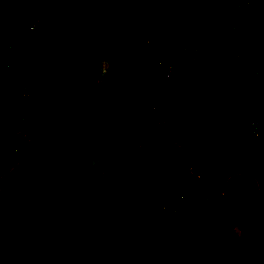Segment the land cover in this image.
<instances>
[{
  "label": "rangeland",
  "instance_id": "rangeland-1",
  "mask_svg": "<svg viewBox=\"0 0 264 264\" xmlns=\"http://www.w3.org/2000/svg\"><path fill=\"white\" fill-rule=\"evenodd\" d=\"M66 1L69 0H40L42 6L39 9L32 8L23 0H17V6L9 5L5 9L6 14H0L4 19V24H0V36H11V19L16 10L29 12L37 22L45 13L53 15L55 8ZM114 1L118 0H106L104 5L108 17L105 31L113 35L112 38H117L114 43L111 39L108 45L102 38L96 39V33L67 27L57 36L48 35L26 62V77L29 75L57 98L64 100L72 113L60 125H65L64 128L41 139V143L26 152L11 171L0 177V185L6 190L0 194V243L3 242L10 256L20 264H264V237L247 240L234 226L226 223L230 217L228 213L235 212L238 207H242L252 220L256 217L264 220V86L241 82L233 84V87L226 86L221 96L214 94L210 89L211 76L207 73L210 69L219 70L221 60L209 44L199 49V52L205 53L202 60L205 59L206 65L193 79L203 82L205 89L202 88L192 97L190 109V105L187 106L183 101L186 110L172 116L162 135L152 139L171 165V172L175 169L174 163H180L182 168H191L218 191L220 182L229 179L225 189L227 195L235 200L232 198L234 201L229 203L228 213L225 216L215 213L213 217L207 214L195 215L190 225L193 231L184 226L182 211L175 218H167L157 210H152V213H136L126 224L132 233H142L145 238L140 249L135 250V255L123 259L119 256H100L103 242H98L97 247L82 245L87 242L81 240L80 227L97 226L96 218L99 222V208H102L100 203L99 208L97 202L87 203L88 197L84 191L94 192L93 197H98L101 192H109L121 199H125V191H128V197L146 191L151 148L142 144L139 138L149 135L145 132V124L150 111L167 113L168 100L155 99L166 93L162 88L155 87L156 78L148 75L146 66L144 68L142 62L131 57L134 55L128 42L131 30L137 28L139 35L164 33L171 22L176 20V17L169 18L164 9L173 11L180 3L186 5L183 9L187 10L190 23L208 13L240 29V33L234 32L228 37L233 55H238V47L244 41H252L264 48V23H260L254 14L256 4L242 19L243 11H236L233 0H226L221 4V9L218 0H195L192 11L195 15L189 13L192 0H164L161 3L163 6H159L161 21L156 20L153 25L145 27L149 21L140 11L143 8L139 7L141 4L127 0ZM151 7L154 6L150 2L144 10L149 12ZM232 10L236 11V15ZM2 21L0 18V23ZM156 24L164 26L156 31ZM213 29L215 31L216 28ZM184 31L195 37L194 32ZM217 32L218 44L225 43L226 39ZM108 34L106 37H109ZM198 41L200 47L202 39ZM94 45L102 51L97 54L100 55L95 65V73L98 74L95 81L107 84L117 99L123 101L108 116L98 115L94 110H85L90 103L89 90L83 92L76 85L75 90L72 87L73 93L69 94L72 99H67L65 94L64 82L72 74H80L83 67H86L85 70L89 67L94 54L92 50L96 48ZM262 58L264 55L258 58V65L264 64ZM233 62L229 61V66ZM221 82L224 81L221 79ZM76 89H79L80 97L83 95L81 98L74 96ZM251 90L254 95L240 111L239 122L243 124L247 119L250 103L258 98L262 111L257 115V121L263 124V132L248 144L237 129L226 127L225 123L230 122L227 109L237 107ZM13 103V96L0 88V140L7 158L13 156L6 143L12 125L10 116ZM30 126L28 129H31ZM140 145L145 147L144 151ZM88 155L92 156L91 161H87ZM9 163L13 162L7 165ZM23 168L27 170V185L12 188L15 185L13 176L20 175ZM57 186L58 192L63 191L66 196L60 193L59 199L54 197ZM67 198L70 200H65ZM30 202L33 206L27 205ZM104 213L112 215L113 208ZM110 226L108 232L124 237L113 224L110 223ZM212 228L219 230L211 232ZM99 229L102 230L100 223ZM154 231L180 232L184 234L185 240L152 241L148 236ZM98 233L101 236L102 231ZM114 248L110 247L107 253L112 255L116 251Z\"/></svg>",
  "mask_w": 264,
  "mask_h": 264
},
{
  "label": "built area",
  "instance_id": "built-area-1",
  "mask_svg": "<svg viewBox=\"0 0 264 264\" xmlns=\"http://www.w3.org/2000/svg\"><path fill=\"white\" fill-rule=\"evenodd\" d=\"M257 5L255 15L260 23H264V0H233L235 9L249 11L253 5ZM3 1L0 0V14L3 13L1 6ZM13 27L11 30V39L5 41L0 48V85L8 87L16 106L17 113L21 117L19 107L25 103H29V86L25 74L26 61L23 57V45L27 32L37 23L27 11H15L12 19ZM201 25L202 30L208 29L205 23ZM233 25L228 24L225 20L218 25V33L224 37L225 43L218 44L213 40L212 31L208 29L209 40L213 41V47L217 53L222 55V63L226 57L229 61L234 62L229 68V77L236 81L253 82L252 84H261L264 86V64L258 65L257 60L264 55V48L252 41H246L244 45L238 47V55L232 53V47H229L228 37L235 33H240L241 30ZM208 27V28H207ZM135 36V35H134ZM207 38V37H206ZM208 39V38H207ZM116 39L112 42L114 43ZM129 43L132 46L134 55L148 61L153 66V78L155 82H160L164 92L169 96V105L167 113H156L150 111L146 117V133L148 139L152 137H159L162 131L167 127L168 122L172 116L177 115L180 111L185 110V105L180 93L177 91L173 81L174 66L179 64L187 72L196 74L199 67L196 66L195 60L199 58V46L195 41L194 36L189 32L182 31L175 34L170 39L155 38L151 35H138L137 37H129ZM227 44V46H226ZM143 60V61H144ZM145 61V63H147ZM264 62V58L261 59ZM145 67V66H144ZM226 75L222 73V81L226 79ZM247 119L244 121V134L250 139H256L263 132V127L257 121V115L262 111V104L258 98H255L250 103ZM20 121V119H19ZM19 124V123H18ZM23 125V124H19ZM20 128L18 132L25 136L28 129ZM140 141V140H139ZM149 145V144H147ZM142 148L144 146L140 145ZM150 146V145H149ZM151 148V146H150ZM150 150V188L145 194L149 197V207L153 210L166 213L169 217H176L183 209L191 210L196 215L207 214L213 217L218 207V196L221 192L213 189L204 179L194 173L191 168L184 166L183 168H176L170 171V164L166 161L162 151ZM87 161L92 160V156L86 157ZM55 189V188H54ZM58 186L56 187V194L59 195ZM92 194H95L91 191ZM54 195V197H55ZM56 198V197H55ZM97 201L102 205L104 211L108 212L113 208L112 215H107L112 219L114 226L120 231V235L128 237V220L132 217L135 209L136 211L144 204L141 195L137 197H128L121 199L113 196L109 192H101L96 196ZM148 200V199H147ZM146 200V201H147ZM28 206H33V203H27ZM125 217V219H124ZM257 223H262L263 219L256 217ZM111 229V227H110ZM132 237L126 245L128 256L135 255V250L139 247L132 248L133 245L142 244L145 236L142 233H132ZM108 239H123L118 236H107ZM148 238L154 240H166L169 242L185 239L184 234L174 231L159 232L154 231ZM122 249H119L121 251ZM102 251V250H101ZM119 253V252H118ZM124 252L119 255L124 256ZM0 264H20L18 260H12L7 255L6 251L0 243Z\"/></svg>",
  "mask_w": 264,
  "mask_h": 264
},
{
  "label": "trees",
  "instance_id": "trees-1",
  "mask_svg": "<svg viewBox=\"0 0 264 264\" xmlns=\"http://www.w3.org/2000/svg\"><path fill=\"white\" fill-rule=\"evenodd\" d=\"M24 2L28 3L32 8L40 7L42 4L40 3V0H23ZM226 0H218L219 3V8L221 9V4H223ZM114 2H119L114 1ZM126 2H135L131 0H127ZM194 3L195 0H192L191 3V9L189 12L193 11L194 8ZM57 8V7H56ZM55 8V13L53 15H49L48 13H45L41 16L40 19H38L37 23L34 25L33 28H31L25 37L24 45H23V57L24 60L27 62V60L35 53V51L42 45L43 41L47 38L48 35H51L52 37L57 36L59 33L63 31V29L69 27V28H79V29H84L85 31H89L91 33H96V39H98V35L100 34L101 38L106 41V43L109 45L110 41L109 39H115L112 38V35H108L109 37H106L108 34L105 30V27L108 24H105V21L107 20L106 16V9L104 8L102 4V0H69L64 2L61 6H59L57 9ZM37 9V8H36ZM36 9L34 11H36ZM234 15H236L237 12H241V9H236V11L232 10ZM243 11V17L244 19L247 15L246 12L247 10H242ZM232 13V12H231ZM232 13V14H233ZM10 14V13H9ZM241 14V13H239ZM187 13L176 17V20L171 22V26L169 29H167L164 33L162 34H152L153 37L155 38H163V39H170L173 37L175 34L180 33L184 30L192 31L195 33V41L198 43V39H202V43L200 44V48L205 47L207 44L211 46L212 49L213 47V41L207 39V31L211 30L213 32L214 38L213 40L215 41L216 35L215 31L217 32L218 25L221 23L222 19L218 18L217 16L213 14H204L201 16V21L206 22L208 24V29H205L204 31L201 28V25H198L196 23H190L188 20ZM195 25V26H194ZM213 28H216L215 31ZM67 30V29H66ZM106 32V33H105ZM218 33V32H217ZM139 35L136 34L134 37H137ZM112 36V37H111ZM207 37V38H206ZM112 40V41H113ZM92 42V41H91ZM246 42L244 41L241 43L239 46L241 47L244 45ZM99 44V43H97ZM199 46V45H198ZM94 47H96L94 45ZM96 49V51H95ZM92 51V57H91V63L89 64V67L85 70L86 67H83V70H81L80 74L77 75H71L70 79L68 77V80L64 82L66 84V92L67 94V99H72L71 93H73V90H75L76 85H79L78 87H81L80 90L85 92V91H90L91 96H90V103L89 106L85 110H94L96 114L98 115H110L117 106L123 104V101L121 99H117L115 92L109 88L103 83H100V81H95V79L98 78V74L96 75L95 73V65L97 58L99 55L98 53H102V51L96 47ZM213 51V50H211ZM214 56L216 57L217 55L212 52ZM217 53V52H216ZM220 60H222V55L217 53ZM217 56V58H218ZM132 58L137 59L138 61L142 62L144 66H146V71L148 75L153 76V66L151 63L148 61L136 56L132 55ZM218 58V59H219ZM144 60V61H143ZM145 61L147 63H145ZM227 62H229V58L226 57L224 64L227 65ZM221 64V63H220ZM222 68V67H220ZM210 69V71L207 73V75H210L211 77V88L214 94H218L219 96L221 92L224 91L226 86L233 87V84H236V81L233 80L232 78H229V71L228 69L226 70V75H228V78L224 79V82H221V74L222 72L219 70ZM95 73V76H94ZM197 76L196 74L187 72L183 69V67L179 64H176L174 66V71H173V81L175 83L177 91L180 93V95H183V99L186 98L187 100V106L190 105L189 101L191 98L197 94L200 90L202 91L205 89L203 82H196L193 79H195ZM28 81V86H29V101H30V106L32 110V119L33 122L36 126L37 133L33 136L34 140L38 139H43L51 136L53 132L56 130L62 129L65 127L60 126L62 123H65L67 121V118L70 116L72 111L66 106L65 101L57 98L55 94H53L51 91H49L47 88L42 86L40 83L37 81L31 79L30 77L27 78ZM261 86V84H258ZM73 87V90H72ZM155 87L162 88V85L160 82H155ZM164 90V89H163ZM79 89H76V93L74 96L80 97L78 95ZM182 93V94H181ZM224 94V92H223ZM254 92L251 90V92H248L247 95L245 96L244 99H242L241 103L237 107H233L231 109H227V117L229 119V123H225L226 127H232L234 129H237L239 131V134L241 137H243L244 141L246 143H251L252 139L248 138L244 134V122L243 124L239 122L240 117V111L243 109L244 106L247 105L248 99L253 97ZM83 95H81L82 97ZM80 97V98H81ZM158 97V96H157ZM155 98L157 101H166V103L169 102V96L168 95H163L160 94L158 98ZM165 98V99H164ZM182 99V100H183ZM232 101H234L233 98H231ZM235 102V101H234ZM169 105V103H168ZM190 107V106H189ZM84 111V110H83ZM228 124V125H227ZM140 141L145 144H149L154 152V150H160L159 146L153 145L152 142L153 139H148L145 135L140 137ZM150 164V162H149ZM174 166L176 168H182V165L179 163L177 165L174 163ZM150 181L149 185L146 189L141 194L142 201L144 204L141 206L139 210L131 209L134 211L133 216L128 220L134 218L136 213H152V210L149 207V197L145 195L148 192V189L150 188ZM223 188V187H221ZM137 193L132 194L131 197H137ZM229 195L227 193H224L222 196H218V207L216 210L217 214H221L222 216H225L228 212L227 210L229 209V202L228 199ZM148 199V200H147ZM232 199V198H231ZM147 200V201H146ZM141 211V212H140ZM227 212V213H226ZM167 218H172L169 217L166 213L162 212ZM182 214L185 217V225L188 226L189 230H192L190 225L193 223V218L195 217V213L192 212L191 210H182ZM232 214V213H231ZM230 215L228 217L226 223L229 225H232L236 228L237 232L244 237L247 240H256L257 237H264V220L262 223H257L254 220L248 216L242 207H240L233 215ZM198 215H196L197 217ZM175 218V217H173ZM226 218V217H225ZM230 218V220H229ZM220 226V224H218ZM217 227V226H216ZM219 230V228H212L211 232L215 230ZM130 227L128 225V241L132 237V234L129 233ZM193 231V230H192ZM123 240V239H121ZM128 245V242H125V246ZM102 253L100 254V256Z\"/></svg>",
  "mask_w": 264,
  "mask_h": 264
},
{
  "label": "crops",
  "instance_id": "crops-1",
  "mask_svg": "<svg viewBox=\"0 0 264 264\" xmlns=\"http://www.w3.org/2000/svg\"><path fill=\"white\" fill-rule=\"evenodd\" d=\"M2 1H3V5L1 6V9L3 10V13L1 15L6 14L5 12H7V11L5 9H7L9 5L17 6L19 4V3H17V0H2ZM105 1L106 0H102L103 6L105 5ZM108 1H110V0H108ZM133 1H135V2H133L134 4H141V6H139V7H143L140 11H141L142 14L145 15L144 18H146V20L149 21V23H147L148 26H145V27H149L150 25H153L154 23H156V20L157 21H161V17H162L161 15H162V13L159 10V6H163L161 3L164 2V0H149L152 3V5L154 6V7H151V11H149V12L145 11L144 9L149 6L150 2H148L146 0H133ZM57 4H59V1L57 2ZM185 6L186 5H183L182 6V4L179 3V4L176 5V8H174L173 11L171 9L169 10V8H168V9H164V13L169 14L168 15L169 18H171V17L172 18L173 17H178V16H181V15H183V14L186 13L187 10H184L183 9ZM104 8H105V6H104ZM157 8H158V10L155 13V9H157ZM105 9H106V13H107V8H105ZM0 18H1V21L4 20L2 17H0ZM196 19H194L193 24L194 23H196L198 25L201 24V23H202V25H204V23L206 24L205 21L202 22L201 19H199V20L198 19L196 20ZM0 24L1 25L4 24V21H2ZM206 25L208 26V24H206ZM162 26H164V24H162V25L156 24L155 25V27H156L155 30L158 31V29L161 28ZM138 33L139 32H138V29L137 28L134 29V30H131V35H128V42H129V37H134V35H136ZM211 34H213V32ZM98 37H99V39L101 38L100 34H99ZM212 38H214V35H213ZM10 39H11V36H7L6 35L4 37V35H1L0 36V48L5 43V40H10ZM115 39H117V38H115ZM208 39H209V37H208ZM109 40H111V39H109ZM215 41L218 43V38L217 37L215 38ZM220 45H223V43L220 44ZM129 48L132 51L131 43L129 44ZM199 56H201V57L200 58H198V57L196 58L195 64H196L197 67H199V70H201L206 65V63L204 62L205 59L202 60L203 56H205V53L199 52ZM220 67H222V68H220L221 72L224 73V75H226V70L228 69V71H229V68L228 67H230V66H229L228 62H227V65H225V64L222 63V60H221ZM228 75H229V73H228ZM228 75H226L227 76L226 78H228ZM28 77H29V75H28ZM221 79H222V76H221ZM0 88H3L5 90H7L11 94L10 90L8 89V87L0 85ZM181 98L183 99V95H181ZM183 101L187 103L186 98L183 99ZM189 103H190V107H189V109H190L191 106H192L191 105V100L189 101ZM12 109H13L12 110V114L10 116V121H11V124L12 125H11V129H10L9 135L6 137V143H7L8 147H9L10 152L13 154V156L11 158H7V153L4 150V148L1 146L2 141L0 140V177L3 176L4 174H6L7 172L11 171L12 168L18 164L20 158L23 155H25L26 152H30V150H32L33 148H35V146L38 143L39 144L41 143V139L34 140V138H31V137H33L37 133V129H36V126H35V124L33 122V119H32V110H31L30 104L29 103L28 104L25 103L24 105H22L21 107H19V111L21 112V117H19V115L17 113L16 106L14 105V103L12 104ZM185 110H186V107H185ZM0 113L2 114V112H0ZM241 115L242 116L244 115V111H242ZM19 119H20V121H19ZM15 122H16V126H15ZM18 123L19 124H23V125H19ZM30 125H32V127ZM29 126L31 127V129H28ZM22 127H24V129H23L24 131L26 130V128L28 129V132L25 133V137H23V138H21V136L19 135L20 133L18 132V130L20 128H22ZM0 136H1V131H0ZM256 139H254L252 141H255ZM153 141H155V140H153ZM155 142H152L153 145H155L154 144ZM251 143H248V144H251ZM10 161H12L13 163L12 164L9 163L7 165V163L10 162ZM148 163H149V161H148ZM24 169L25 168H23L22 173H20V175L13 176V178L15 179V182H14L15 185L12 188H14V187H16L18 185H27V182H25V179H27V174H26L27 173V170L24 171ZM149 181H150V168H149V164H148V181H147L148 185H149ZM228 181H229V179L227 181L220 182V188H219L220 189V192H221V195L220 196H222L224 193H227L225 187H226ZM221 187H223V188H221ZM5 192H6V190H5L4 186L0 185V194H3ZM60 193H64L65 196H66V193L65 192L61 191ZM84 193L88 197V198H86V202L87 203H94V202L96 203L97 202L96 203L97 204V208L100 207L98 205L99 202L96 200V197H93L92 196L93 194H91L90 192H87V191H84ZM55 197L57 199L60 198V197H58V195H55ZM232 198L234 199V197H232ZM263 199H264V196H263ZM46 200H47V198H46ZM65 200H68L69 201L70 198H67ZM234 200H232L230 198V199H228V202L230 203V202H233ZM59 201H61V200H59ZM13 208H14V206H13ZM239 208L240 207H238V209ZM99 209H100V218H99V222H98V220L96 218L97 226H85V225H83L79 229V232L81 233V240L84 241V242H87V243H82V245H86L87 246L88 244H91V246L97 247L98 242H103V244L100 246V249L102 250V255L101 256H103L104 258H116V257H118L117 255H119L121 252H124V254H125L124 256L125 257H128V251L126 249L128 246L127 247L125 246V242H128V237L125 235L123 237V240H121V239L118 238L117 235L112 234L111 232H108V231H110V227H111L110 226V223L113 224L112 219L109 218V216H108V219H107V215H105L103 208L100 207ZM235 212L232 211L231 212L232 214L231 213H228V214L233 215ZM262 218H264V211H263ZM99 223L102 226V230L99 229ZM121 224L125 225L126 223L121 222ZM113 227L116 230H118L114 226V224H113ZM99 231H102L101 236L98 233ZM105 231H106V234H104ZM97 233H98V236L96 235ZM110 235L113 236V237H115V238H118V239L117 240L116 239H108L107 236H110ZM86 239L88 241H86ZM0 240L2 241V239H0ZM184 240L185 239L178 240V241H184ZM1 245L4 248V250L6 251V253L9 256L10 259L17 260L16 258H13L12 256H10V254L6 250L5 246L3 245V242H2ZM139 246H141V244L140 243H137V244L133 245L132 248H136V247H139ZM110 247H112V248L115 247L114 249H116V251H114V253L112 255L110 253H107V252H109ZM119 249H122V250L119 251ZM125 257H121V258L123 259Z\"/></svg>",
  "mask_w": 264,
  "mask_h": 264
},
{
  "label": "flooded vegetation",
  "instance_id": "flooded-vegetation-1",
  "mask_svg": "<svg viewBox=\"0 0 264 264\" xmlns=\"http://www.w3.org/2000/svg\"><path fill=\"white\" fill-rule=\"evenodd\" d=\"M141 148V147H140ZM145 150V148H142V151H144ZM124 192V191H123ZM125 193V195H128V191H125L124 192Z\"/></svg>",
  "mask_w": 264,
  "mask_h": 264
},
{
  "label": "clouds",
  "instance_id": "clouds-1",
  "mask_svg": "<svg viewBox=\"0 0 264 264\" xmlns=\"http://www.w3.org/2000/svg\"><path fill=\"white\" fill-rule=\"evenodd\" d=\"M145 68V67H144ZM145 70H146V68H145ZM139 140H140V138H139ZM157 146V145H156ZM149 162H150V159H149ZM149 164V163H148ZM149 168H150V164H149ZM150 172H151V168H150Z\"/></svg>",
  "mask_w": 264,
  "mask_h": 264
}]
</instances>
